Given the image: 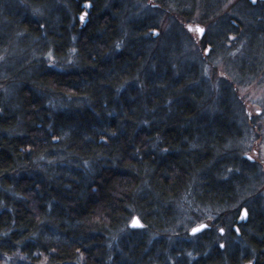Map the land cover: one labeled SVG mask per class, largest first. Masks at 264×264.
I'll use <instances>...</instances> for the list:
<instances>
[{
  "label": "trees",
  "instance_id": "obj_1",
  "mask_svg": "<svg viewBox=\"0 0 264 264\" xmlns=\"http://www.w3.org/2000/svg\"><path fill=\"white\" fill-rule=\"evenodd\" d=\"M20 1L0 0V263L264 264L260 204L237 202L260 175L232 150L242 124L227 84L208 110L199 69L169 35L155 43L152 17L126 20L129 0ZM136 1L185 23L195 7ZM243 2L246 24L224 28L244 29L239 70L251 75L264 54V0ZM179 200L219 210L225 234L179 237ZM133 216L143 227H128Z\"/></svg>",
  "mask_w": 264,
  "mask_h": 264
},
{
  "label": "rangeland",
  "instance_id": "obj_2",
  "mask_svg": "<svg viewBox=\"0 0 264 264\" xmlns=\"http://www.w3.org/2000/svg\"><path fill=\"white\" fill-rule=\"evenodd\" d=\"M7 1H11L13 7L24 8V3H21L20 0ZM52 1H55L57 5L59 4L58 6H60L61 1L65 3L64 0ZM111 1L115 3L118 0ZM208 2L209 12L204 13L200 2L194 0L193 4L195 7H192L189 20L187 21L188 24L186 26L188 27L199 26L204 29V32L199 37L195 32H191L192 35L187 33L181 27V23H185L186 20L175 16V12L170 8L158 7L154 10L147 5L148 2L138 3L136 0H129L128 5L125 6V3L123 4V8L125 11L126 9L130 10V12L123 16L126 20L135 21L144 18L145 15H149L156 25L157 34L153 37L155 43L163 42L162 40L167 35L178 43L179 56H182L195 66L190 69H199V79L203 80L202 82L205 83L208 91L207 98L210 101L206 105L208 110H214V102H216L217 91L220 86L227 84L230 88L232 99L235 106H237L235 113L238 116L237 119H240L238 122L242 124L240 129L241 138L232 150H237L240 158L243 156L244 159L253 162L260 175L257 184L255 181L251 182L253 184V186H250L251 193L248 188L249 190L243 192L237 202L253 205V201L257 198L260 210L264 214V54L260 62L254 64V60L253 66H251L253 71L251 75L240 71L239 65L241 63H247L246 65H248L247 54L249 49L243 39L245 38L243 37L244 29L241 31L237 30V36H235L233 33L227 34L224 26L230 18L239 20L243 25L246 24L244 2L243 0H208ZM39 12H41V9L37 12L34 11L33 14L41 16ZM3 28L4 25L0 19V34ZM201 37L203 40L202 44V40L196 41V39ZM206 46H209L210 49L207 55L204 53ZM5 50L0 51V54H2L0 58L1 68L5 62V56H7ZM2 76L3 72L0 70V78ZM1 89L3 90L4 87L0 86ZM257 110H259V113ZM249 156L252 157L251 160L248 159ZM255 193L258 196L254 195ZM218 212L219 210H214L208 206L187 205L185 200H179L175 204L173 231L175 234L180 235L179 237L182 239L186 238L184 235L195 225L206 223L212 226L214 223H219L221 221L219 217L221 216H217ZM10 262L11 260L6 258L0 264H9Z\"/></svg>",
  "mask_w": 264,
  "mask_h": 264
},
{
  "label": "snow or ice",
  "instance_id": "obj_3",
  "mask_svg": "<svg viewBox=\"0 0 264 264\" xmlns=\"http://www.w3.org/2000/svg\"><path fill=\"white\" fill-rule=\"evenodd\" d=\"M251 3H252L253 5H255V4L257 3V0H251ZM84 6H85V7H90V5H89L88 3H85ZM84 17H85V14L82 13L81 16H80V19H81L82 22L84 21ZM41 27H43V25H41ZM192 30H193L192 27L189 26V31H192ZM195 31H196L197 33H199V34H202V33L204 32V29H202V28H200L199 26H197V27L195 28ZM152 34H153V35H156V34H157L156 31H155V29H153ZM230 38H231V37H230ZM209 51H210L209 48H205V49H204V53H205L206 55L209 53ZM51 59H52V57H51V55H49V60H51ZM257 112L259 113V110H257ZM248 159L251 160L252 157L249 156ZM246 217H247V210H240V219L243 220V219H245ZM131 226H132V227H143V225L140 224V221H139L136 217H133V218H132ZM209 227H211V225L206 224V223H200V224L194 226V227L191 229V233H192V234H196V233H199V232H201V231H203L204 229H207V228H209ZM218 231L223 235V233H224V229H223V228L218 229ZM238 232H239V229H237V233H238ZM220 247H221V248H224V245L221 244ZM248 264H252V261L249 260V261H248Z\"/></svg>",
  "mask_w": 264,
  "mask_h": 264
},
{
  "label": "flooded vegetation",
  "instance_id": "obj_4",
  "mask_svg": "<svg viewBox=\"0 0 264 264\" xmlns=\"http://www.w3.org/2000/svg\"><path fill=\"white\" fill-rule=\"evenodd\" d=\"M149 7H152L154 10H156L157 8H158V5L157 4H155V3H150V5H149ZM82 13H84V12H81L80 13V16H81V14ZM85 14V13H84ZM80 16L78 17V19H79V21L80 22H82L81 21V19H80ZM73 21H74V16L72 17V19L70 20V23L71 24H73ZM84 22V21H83ZM82 22V23H83ZM188 23H181V27L187 32V33H189L190 35H192L191 34V32H195V31H189L188 29H187V27L188 26H186ZM196 33V32H195ZM199 37V36H198ZM203 37V36H202ZM202 37L200 38V39H196V41L197 42H199V41H201L202 40ZM202 42H203V40L201 41V44H202ZM207 48H209V46H206ZM196 226V225H195ZM194 227V226H193ZM192 228V227H191ZM190 228V229H191ZM220 228H222L220 225H219V223H216V226H215V224L213 225V226H211V227H209V228H207V229H204V230H206L208 233H211V234H213V235H218V236H223L224 234H225V230H224V233H223V235L218 231V229H220ZM189 229V230H190ZM224 229V228H223ZM189 230H188V232H189ZM231 230L233 231V232H236V226H234V225H232L231 226ZM188 232H187V234H188ZM201 233V232H200ZM200 233H198V234H195V235H189L188 234V236H190V237H196V236H198Z\"/></svg>",
  "mask_w": 264,
  "mask_h": 264
},
{
  "label": "water",
  "instance_id": "obj_5",
  "mask_svg": "<svg viewBox=\"0 0 264 264\" xmlns=\"http://www.w3.org/2000/svg\"><path fill=\"white\" fill-rule=\"evenodd\" d=\"M247 1H248L249 3H251V0H247ZM87 8H88V7H86V9H87ZM196 27H197V26H196ZM196 27H192V29L195 31V28H196ZM187 29L189 30V27H187ZM193 30H192V31H193ZM195 32H196V31H195ZM196 33H197V32H196ZM197 34H198V36H201V34H199V33H197ZM241 210H246V209H245V208H242ZM133 217H136V218L138 219L137 216H133ZM133 217H132V218H133ZM132 218H131V220H130V222H129V224H128V227L131 228V229H139V228H141V227H132V226H131ZM246 219H247V217H246L245 219H243V220L240 219V213H239V216H238L237 222H238V223H241V222L244 223V222H246ZM138 220H139V219H138ZM140 224H141V222H140ZM141 225H142V224H141ZM192 228H193V227H192ZM192 228H191V229H192ZM191 229L189 230L188 234H189V235H195V234H192V233H191ZM201 232H202V231H201ZM236 232H237V231H236ZM199 233H200V232H199ZM196 234H198V233H196ZM237 234H238V233H237Z\"/></svg>",
  "mask_w": 264,
  "mask_h": 264
}]
</instances>
